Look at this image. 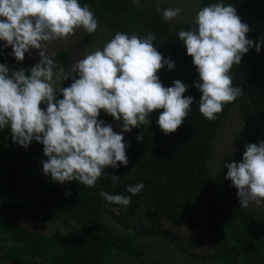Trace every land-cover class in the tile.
<instances>
[{
    "label": "trees",
    "instance_id": "16d2710c",
    "mask_svg": "<svg viewBox=\"0 0 264 264\" xmlns=\"http://www.w3.org/2000/svg\"><path fill=\"white\" fill-rule=\"evenodd\" d=\"M78 2L90 8L103 32L93 52L102 50L116 32L140 38L155 33L153 46L175 62L173 70L165 66L157 73L163 86L182 81L189 86L184 95L194 102L174 133L166 135L156 123L163 109L150 115L149 126L124 132L128 165L106 168L95 188L77 181L61 185L50 180L26 204L14 201L25 188L28 171L44 175L43 145L33 141L21 147L12 141L10 129L0 130V264H107L116 254L120 260L130 259V264H164L146 258V239L164 242L192 264H264V208L240 207L236 188L224 179L226 164L241 162L245 145L264 140V43L259 53L253 46L241 64L230 70L233 86L242 88L243 95L209 121L199 111L201 93L193 84L199 74L178 38L181 30L198 29L195 18L166 22L157 13L155 0H140V7L133 0ZM219 2L236 8L242 22L249 25L248 39L264 41V0H199L196 12ZM173 26L174 31L170 30ZM4 43L0 41V63L10 69L31 68L25 59L17 62L9 55L12 48L3 47ZM51 58L57 69H65L71 53L60 48ZM233 108L242 121L246 144L213 164L218 128ZM99 119L114 124L121 133L122 121L103 110ZM137 135L144 137L142 142ZM113 174L120 176L119 184L112 183ZM139 183L143 190L131 196L127 186ZM101 190L131 196V203L127 207L109 204L99 196ZM107 207L120 230L104 219ZM14 218L56 219L66 225V232L44 234L15 223Z\"/></svg>",
    "mask_w": 264,
    "mask_h": 264
},
{
    "label": "clouds",
    "instance_id": "9594fccd",
    "mask_svg": "<svg viewBox=\"0 0 264 264\" xmlns=\"http://www.w3.org/2000/svg\"><path fill=\"white\" fill-rule=\"evenodd\" d=\"M140 7V0H133ZM166 22L173 21L180 8L161 9ZM196 30H181L178 38L192 58L199 80L194 86L201 93L199 111L215 121L226 104L243 95L233 86L230 70L240 65L242 57L261 42L247 38L249 25L242 22L237 10L223 2L200 9L195 17ZM83 28L89 35L98 28V19L87 5L78 0H0V41L11 47L9 54L17 62L36 49L40 62L30 69H10L0 63V130L10 129L11 139L27 148L33 141L43 145L46 160H41L43 174L61 185L77 181L95 188L106 168L118 169L129 163L124 132L150 125V115L163 109L156 121L167 135L174 133L188 117L193 97L185 96L188 85L174 80L163 86L158 72L175 62L165 58L153 46L155 33L140 38L116 32L102 50L77 60L71 74L47 52L46 42L66 39ZM170 30H175L174 26ZM78 77V78H77ZM72 79L68 87L57 82ZM62 96V99L57 97ZM46 105V108L41 107ZM101 110L121 122V133L99 119ZM138 142L144 137L137 135ZM224 179L237 189L240 207L264 206V140L245 145L242 161L226 164ZM114 185L120 176L111 175ZM143 183L127 186L131 196L138 195ZM70 195V193H65ZM99 196L109 204L127 207L131 196Z\"/></svg>",
    "mask_w": 264,
    "mask_h": 264
},
{
    "label": "rangeland",
    "instance_id": "374dc122",
    "mask_svg": "<svg viewBox=\"0 0 264 264\" xmlns=\"http://www.w3.org/2000/svg\"><path fill=\"white\" fill-rule=\"evenodd\" d=\"M157 5L159 4L161 9L165 8H180V14L173 20H188L196 17V11L198 7L199 0H155ZM162 13V11H161ZM103 38V32L100 27L97 28V31L94 34L89 35L83 28L78 29L74 35H70L66 39H57L53 41L46 42L47 52L51 57V54L60 49L65 48L71 53V62L67 64L65 70L69 74H71L72 65L79 59L84 58L86 55L93 53V49L98 42ZM96 44V45H95ZM95 45V46H94ZM94 49V50H95ZM25 60L28 61L30 67H33L35 64L40 62V57L38 55V51L36 49H31V54H25ZM59 69H56L58 71ZM78 78V77H77ZM72 79L57 82V87L61 84V87H68L72 83ZM62 99V96H59ZM113 130L117 133V127L114 124H111ZM246 144V138L243 134V124L236 112L235 108H233L221 122L218 128V135L214 140L212 147V162L213 164L218 163L221 159L228 153L233 150L239 149ZM26 181L25 188L19 194L17 200L14 203L17 204H26L35 193L39 190V188L48 183L51 180L50 176L46 175H38L33 171H28L26 173ZM237 192V189H236ZM249 207H257L255 205H251ZM264 208V206H259ZM112 210L111 208H105L103 211V217L105 220H108L114 228H118L116 222L111 219ZM13 221L15 223L27 226L32 230L44 233H58L62 234L66 232V225L61 223L59 220L53 219L46 222L33 221L30 219H19L14 218ZM120 230V228H118ZM145 244V254L148 260L159 261L164 264H192L184 261L180 255L172 248L171 246L166 245L164 242L146 239L144 241ZM130 259H122L120 260L119 255H114L111 260L108 261L107 264H130Z\"/></svg>",
    "mask_w": 264,
    "mask_h": 264
}]
</instances>
